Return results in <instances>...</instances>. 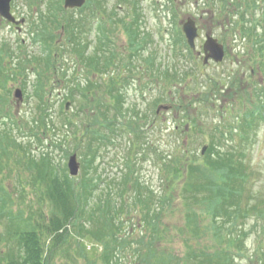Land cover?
Here are the masks:
<instances>
[{
    "label": "rangeland",
    "instance_id": "1",
    "mask_svg": "<svg viewBox=\"0 0 264 264\" xmlns=\"http://www.w3.org/2000/svg\"><path fill=\"white\" fill-rule=\"evenodd\" d=\"M64 1L12 0L11 10L18 19L24 20L23 23L14 25L0 17V56L5 67L3 73H15L5 89L0 87V93L9 100L6 110L13 117L8 123L0 118V129L12 126V135L29 148H35L34 152L47 150V141L43 145L38 142L33 136L36 130L30 128L32 122L29 121L38 118V104L41 103L36 95L35 84L39 78L44 81L45 105L52 106V118L56 119L60 105L71 102L66 95H70L73 81L86 83L87 80L96 79V72L81 60L76 47L86 49L85 54L88 55L104 45L109 54L115 56L112 60L117 64L110 67L108 76L121 82L118 86H121L125 94V108L133 106L141 113L139 125L143 126L145 136L149 133V140L153 141L152 148L146 151L145 159L135 163V168L143 171V184H149L160 194L163 157L167 152L179 158L186 153L188 156L183 159L191 158L200 162L209 155L208 150L205 154L201 153L206 144L218 143L224 151L234 150L235 156L245 161L250 177L247 190L249 188L252 192L245 190L243 199L257 207L247 218L239 220L248 235L243 243L245 255L237 257L236 262L264 264V117L255 121L245 139L241 137L242 129L236 128L247 113L258 111L261 106L264 109V56L256 40V34L264 32V0H235L239 6L230 3L225 6L219 0L216 5L207 4L203 0H87L84 6L75 9H66ZM56 13L61 21L68 19L78 22L76 39L80 45L74 44V37L66 29H58L57 23H52ZM188 18L196 21L199 31L197 52L201 54L187 50L182 22ZM44 20L47 26L43 24ZM245 28L248 29L247 35L243 33ZM47 29L54 35V41H44L49 36ZM208 35L224 45L226 56L222 62H204L203 46ZM134 36L139 38L137 42L149 40L143 41L145 44L136 49L137 53L131 48ZM46 43H49L51 47H47L56 56L55 71L53 65L49 69L44 62L49 52ZM35 57L43 61L36 64L33 62ZM168 69L173 73L180 71L182 75L166 77ZM126 77L129 82L122 84ZM94 87L93 91L98 97L92 99L96 100V105L105 98L97 92L99 89L96 84ZM18 88L23 91L21 101L14 97ZM64 110L74 116L77 107L71 103ZM127 118L129 115L122 118L123 124L120 125H126V132L121 129L122 133L116 141L99 145L93 169L96 166L104 176V181L99 182L100 188L131 173V168L125 164L135 157L137 150L139 152L140 146L137 144L142 137L141 132L129 126ZM16 119L21 126L20 131L15 123L11 125ZM147 119H152L154 128L148 130ZM25 122H29V125H25ZM175 126L179 127L181 134L169 138L166 131ZM44 131V128L40 130L41 133ZM224 131L227 134L221 137ZM230 133L233 135L230 136ZM135 145L137 150L133 151ZM73 148L72 144L69 145L70 150L66 156L61 148L52 147L56 163L65 164L67 171L68 160L74 153H78L81 169L83 167V156L80 151H73ZM19 153L22 152L15 150L8 158L2 159L5 169L0 175V183L8 191H18L17 195H20L21 186L30 175L19 166ZM27 189L29 193L23 197L24 200L15 198V210L22 208L27 212L31 203L35 205V202L29 201L32 188L28 186ZM178 196L176 209L168 211L164 218L167 229L161 236H165V239L158 240L155 247L164 248L167 252L172 250L178 255L188 251L187 245H194L197 250L207 248L205 250L215 252L220 244L215 238L217 231L212 228V218L204 211L207 203L203 196H199L197 203L191 193L186 195L191 198L187 202ZM189 214L193 220L188 223ZM132 220L136 224L140 219L136 217ZM234 220L222 217L218 221L220 223L217 222L227 229L222 234L229 236L228 230L232 231L231 234L237 233L233 230L236 227ZM196 229L197 235L194 234ZM142 231L141 226L135 227L134 235L129 237L133 247L121 254L120 264H141L133 251L138 248L135 240ZM64 248H69V251L59 249L52 264H105L100 256L103 249L101 244L88 237L73 233ZM81 248H85L86 256L79 254ZM162 262L164 258L160 255L151 264Z\"/></svg>",
    "mask_w": 264,
    "mask_h": 264
},
{
    "label": "trees",
    "instance_id": "2",
    "mask_svg": "<svg viewBox=\"0 0 264 264\" xmlns=\"http://www.w3.org/2000/svg\"><path fill=\"white\" fill-rule=\"evenodd\" d=\"M203 1L207 4L218 3V0ZM219 1L225 6L228 3L239 6L235 0ZM247 5L250 7L249 4ZM62 12L66 13L64 10ZM52 23H57L58 29H66L74 37L75 43H73L80 45L76 39L79 30L78 22L68 19L61 21L56 13ZM43 24L47 26L45 20ZM243 33L247 35L248 29L245 28ZM256 37L259 50L264 56V32L256 34ZM38 38L39 36L36 40ZM48 39H54L50 31L44 41H49ZM138 40L139 38L135 36L131 39V48L135 52L147 41L137 42ZM47 46L51 47L49 43L45 44L49 52L44 62L49 69L53 65L55 71L56 56ZM187 50L191 53L189 46ZM76 51L80 53L81 60L94 69L96 79L87 80L86 83L73 81L71 93L66 95V98L77 107L74 116L64 110L66 109L64 104L60 105L57 118H52L54 113L52 106L45 105L44 81L39 78L35 84L36 95L41 103L38 104V118L29 121L32 122L30 128L36 130V132L33 131V136L38 142L43 145L47 141V150L41 153L34 152L35 148H29L12 135V126L0 129V175L5 169L1 163L2 159L8 158L15 150L22 152L18 154L19 166L30 173L21 186L22 189L20 188V195H17L18 191H8L0 183V249L2 248L0 264L4 262L5 264H52V259L59 249L65 250L64 252L69 251V248L64 246L71 240L73 233L101 244L103 249L100 256L105 264H120L121 254L133 247V241L129 237L134 235L137 225L141 226L143 231L135 240L138 248H135L133 253L141 264H151V261L160 255L164 258L163 264H237V257L245 255L243 243L248 235L246 228L243 229V225L239 224V220L247 218L251 215V211L257 208L243 199L245 190L252 192L249 188L247 190L250 177L245 161L236 157L234 150L224 151L222 147L219 148L218 143H214L208 149L209 155L203 157V161L200 162L191 158L183 159L188 156L186 153L179 158L167 152L163 157L160 194L156 193L149 184L145 185L138 178H134L130 172L127 176L123 175L125 178L121 176L117 182L111 181V185L100 188L99 182L104 181V176L96 166L93 169L97 146L114 142L116 137L112 131L116 128V124L119 122L122 124V118L129 115L127 118L129 126L141 132L142 140L137 145L143 146L145 140L147 149L151 147L150 136L149 133L145 136L140 131L141 113L133 106L125 108V94L121 86H118L121 82L118 83L116 78L110 79L108 76L110 67L117 65L112 60L115 56L112 57L104 45L88 55L85 54L86 49L81 47H76ZM41 60L35 57L33 62L37 64ZM3 64L4 60L0 56V87L5 89L7 83L11 81L10 77H14L15 73L11 72L9 75L7 72L3 73L5 70ZM170 71L167 70L166 77L175 78L182 75L180 71L174 73ZM125 82L126 84L129 82L127 77L122 84ZM94 83L99 89L97 92L104 95L103 98H109L96 105V100H93L96 96L93 91ZM8 101V98L0 93V118L7 123L13 118L12 114L6 110ZM263 117L262 106L258 111L247 113L236 127L238 130L242 129L241 137L245 139L246 133L254 127L255 121ZM29 122L24 124L29 125ZM14 123L19 130L21 126L18 119L11 125ZM42 128L45 129L44 133L40 132ZM166 132L169 138H176L181 134L179 127L176 126ZM225 133V131L222 132L221 137L227 134ZM232 135L233 133H230V136ZM71 144L74 147L73 151H80L83 156V167L80 175L76 177L69 175L65 164L56 163L52 149L53 146L61 148L67 156ZM81 148H83L82 152ZM28 186L32 188L30 193L32 198L30 197L29 201L35 202V205L31 203L30 210L27 212L22 208L15 210L13 208L16 203L15 198L21 199L29 193ZM188 193H191L196 203L199 201V196H203L207 203L204 211L212 218V228L217 231L214 237L220 244L215 252L205 250L207 248L197 250L194 245H187L188 251L184 255H178L172 250L167 252L164 248L155 247L158 240L165 239V236H161L167 229L164 218L168 211L176 209V197L179 194L187 202L191 199L186 197ZM136 217L140 220H137L135 224L132 219ZM222 217L235 219L236 227L233 228L237 232L235 235L231 234L230 230H228L229 236L221 233L227 231L225 227H221L223 225L218 224ZM192 220L193 217L189 214L188 223ZM194 234L197 235V229L194 230ZM79 254L86 256L85 248H81Z\"/></svg>",
    "mask_w": 264,
    "mask_h": 264
},
{
    "label": "water",
    "instance_id": "3",
    "mask_svg": "<svg viewBox=\"0 0 264 264\" xmlns=\"http://www.w3.org/2000/svg\"><path fill=\"white\" fill-rule=\"evenodd\" d=\"M86 0H65L66 8L81 7L84 5ZM0 16L7 18L11 22H16L15 17L11 14V0H0ZM183 30L186 34L188 44L192 49H196V39L199 36L198 27L196 21L193 18H188L187 21L183 22ZM205 59L204 62L208 63L210 59H213L216 62L223 60L225 56V47L218 39L214 38L211 35L207 36L206 42L204 43ZM15 96L18 98V101L23 99V92L21 89H16ZM69 103L67 104V107ZM165 109L169 108L168 106H162ZM161 108V107H160ZM159 108V110H160ZM207 145L202 149L204 154ZM68 167L70 174L76 176L80 172V162L78 161L77 153H74L70 156Z\"/></svg>",
    "mask_w": 264,
    "mask_h": 264
},
{
    "label": "flooded vegetation",
    "instance_id": "4",
    "mask_svg": "<svg viewBox=\"0 0 264 264\" xmlns=\"http://www.w3.org/2000/svg\"><path fill=\"white\" fill-rule=\"evenodd\" d=\"M152 128H154L153 123H152V121L149 120V122H148V129H152ZM118 132L121 133L120 130H118ZM150 145H151V148H152V141H150ZM157 146H158V145H157ZM140 151H141V152H140ZM140 151L138 152V150H137V151L135 152V157L130 158L131 161L129 160V161L127 162V164H125L126 167H128L129 169L133 166V170H134L135 175H139V176H141V174H142L141 171H142V170L139 171L138 169H136V168H135V163H136V161L139 160V159H141V160H144V159H145L146 151H147V143H145V144L143 145V148H142ZM132 159H134L133 162H132ZM142 172H143V171H142Z\"/></svg>",
    "mask_w": 264,
    "mask_h": 264
}]
</instances>
